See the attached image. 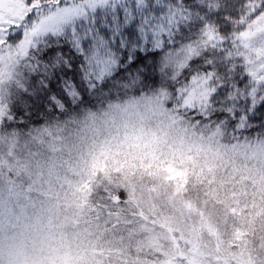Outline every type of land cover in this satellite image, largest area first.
I'll use <instances>...</instances> for the list:
<instances>
[{
  "label": "snow or ice",
  "instance_id": "1",
  "mask_svg": "<svg viewBox=\"0 0 264 264\" xmlns=\"http://www.w3.org/2000/svg\"><path fill=\"white\" fill-rule=\"evenodd\" d=\"M0 264H264V0H0Z\"/></svg>",
  "mask_w": 264,
  "mask_h": 264
}]
</instances>
